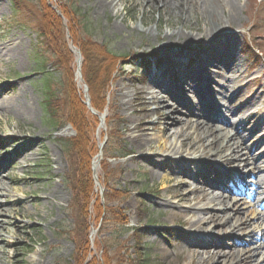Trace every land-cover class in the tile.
<instances>
[{"label": "rangeland", "instance_id": "1", "mask_svg": "<svg viewBox=\"0 0 264 264\" xmlns=\"http://www.w3.org/2000/svg\"><path fill=\"white\" fill-rule=\"evenodd\" d=\"M70 1L73 0H0V51L18 50L15 57L0 54V101L24 94L34 109L32 120L15 114L0 115V220L6 221L0 231V264H78L76 260L87 264L91 258L101 264L104 257L111 264H131L138 257L142 264H189L190 251L229 250L225 245L221 249L192 245L185 236L193 233L199 240L207 239L206 234L211 233L224 242L245 241L248 234L258 236L251 243L240 242L237 248L255 251L251 264H262L264 250L255 248L264 237V193L254 199L248 197L255 194L254 184L259 181L251 177L252 167L243 163L247 151L241 155L243 176L238 173L237 177L248 191L229 195L237 199L234 206H240V213L215 210L230 224L235 223L236 217L248 223L245 233L236 231L231 235L232 228L217 224L213 229L210 223L202 224L197 231L191 229L193 221L200 219L205 223L204 220L209 221L205 214L215 213L208 210L194 218L182 213L201 208L205 204L201 201L178 204L174 211L178 216L168 217L172 210L162 201H175L168 198L163 186L172 187L183 180L189 189L198 186L191 158L199 154L193 155L180 145L191 133L179 130L176 120L178 117L180 121H193L195 117L180 109L175 111L177 107L167 96L163 98L165 109L157 113L151 101L161 95L149 79L153 78L151 65L158 57H172L175 61L174 57L202 52L208 47L205 43L213 42L217 35L226 37L230 44L228 61L237 72L209 64L208 73L212 74L211 81L224 86L238 105L244 99L242 106L252 102L256 108L258 114H247L252 116L245 127L252 124L254 117L259 124L253 127L252 134H243L248 148L256 144L257 138L260 140L254 152L264 167V0L208 1L206 6H211L209 11L212 9L217 21L218 32L214 35L209 34V26L215 21L211 22L208 9L199 0H109L111 4L105 9L95 0H74L76 8L84 11L91 23L89 34L75 26ZM230 3L236 16L225 21ZM65 50L71 54L73 81L80 100L90 103L82 75V51L86 50L105 101L102 112L92 109L96 116L88 112L96 117L97 125L90 137L92 200L85 220L81 217L82 203L75 199L73 189L77 188L78 179H86L87 167L85 159H81L86 153L85 146H72L71 140L80 136L67 119L70 111L76 113L77 101L68 97L70 77L58 65ZM78 59L81 76L76 74ZM37 62L45 73L34 70ZM186 69L184 65L182 70ZM174 73L176 69L166 76L171 84V79H178ZM138 89L144 91L140 100ZM53 92L57 118L51 122L45 115L43 100ZM177 96L192 104L198 100L185 91ZM219 107L224 116L239 121L236 116L243 107L234 116L227 107ZM160 125L175 135L166 140L159 138ZM110 133L113 136L108 146ZM120 147L128 155L109 158ZM98 154L101 158L94 171L92 162ZM177 160L184 161L178 171L153 167L154 161L169 164ZM221 166L228 171L234 168ZM163 176L166 185L162 183ZM186 188L181 186L184 195ZM209 191L217 198L223 194L219 189ZM109 207L116 208L124 219L102 220V210ZM85 221L89 251L83 260V247L79 250L78 245L84 236ZM118 229L119 236L115 233ZM220 230L226 233L221 234L224 231Z\"/></svg>", "mask_w": 264, "mask_h": 264}, {"label": "bare ground", "instance_id": "2", "mask_svg": "<svg viewBox=\"0 0 264 264\" xmlns=\"http://www.w3.org/2000/svg\"><path fill=\"white\" fill-rule=\"evenodd\" d=\"M180 1L181 0H178V2ZM199 1H202L206 6L210 0ZM227 1L231 2L232 0ZM95 2L103 9L107 8L109 4H111L109 0H95ZM208 4H210V2ZM210 7V5L206 6L208 11ZM228 11L229 14L223 17V20L225 19V21L234 19L236 16L235 7L232 5V3H230V9ZM212 14L213 13L211 9L208 16L211 22H215L209 26V34L214 35L218 31L215 30V23H217V21L214 20L215 18ZM213 39V42L208 41L205 43V45L208 47L204 48L202 52L199 50V52L195 51L192 54L174 57L175 61L172 57L165 58V60H162V57H158V59L151 65L152 71L150 76L153 75V78L149 79V84L155 86L159 92V95H161L159 98L152 99L151 103L156 105V112L158 113L165 109L166 104H164L165 102L163 98L167 96L174 103L173 106L177 107L175 111L180 109L183 114H188L192 118L195 117V120L193 121H180L181 119L178 117H176V120L180 124L178 128L179 130L184 132L190 131V133L194 136L192 139H190L189 136L191 134H188L186 139L181 140L180 145L182 147H186L193 155L199 154L198 157L192 156L191 158V162H193V165L196 169V174H193V176L198 186L195 185L189 189V184L184 180L175 183L172 187L163 186V188L166 190L165 193L168 195V198L172 201L174 200L175 202H170L167 200L165 202L162 201V203L167 208L172 210L169 212L168 216L172 217L173 215L178 216V213L174 212L178 210V204H183L190 201L204 202L205 204L199 209H195L194 211H182L184 215H189L193 218L201 213L207 212L208 210L215 212L213 214H205L207 216V220H209H204L205 223H202L200 219L193 221L190 224L191 229L197 231L202 229V224L210 223L213 225V229L217 226V224H219L220 228L225 226L232 228V231L229 233L231 235H234L236 231H239L241 234H243L246 231L248 223L242 222L240 218L236 217L237 219L235 220V223L230 224L228 221H223L222 215H218L217 212L230 209L233 214L238 215L240 213V206H234V202L237 199L232 198L229 195L248 191L247 185L243 184V182L237 177L238 173V176H240V174L241 176L243 175L241 166L243 159L241 158V155L243 154V150L247 151L244 153L245 160L243 163L252 167L251 177H255L257 181H259V184H254L255 194H253L250 189L252 193L249 194V198L254 199L256 198L257 194L259 195V193H264V167L261 166L260 159L251 153V151L246 146L245 137L243 134V132H246L248 135H250L253 132V127L258 126L259 121L256 120V117H254L255 119H253L252 124L247 126L248 128L245 127V123L248 121L250 123L251 121V117L249 118V116H252L254 113H258L255 111L256 108H254L252 102L250 105L246 104L242 106L241 103L243 102V99L238 105L232 99V96L228 93V91H226L224 86H220L218 83L211 81L212 74L208 73L209 70L207 69L208 67L211 68V66H208L209 64L214 65L212 67L215 68H229L230 70L237 72L236 66H230L228 61L229 59L227 54L230 52V44L228 43L229 40L227 41L226 37L223 39L218 35ZM17 53V48H6L5 50L2 49L0 51V54L7 55L9 57H15ZM184 65L188 70H182ZM174 69H176L174 77H178V79H171V84L169 78L166 79V76L167 73L171 75ZM222 77L224 78L225 76ZM20 91H23V89L21 88ZM184 91L187 94L194 95L198 99L197 103L192 104L184 102L179 96H177L178 92ZM136 92L139 96L138 100L142 99L144 91H142V89H138ZM162 93L164 94V97L162 96ZM220 104L224 107H227L226 109L229 113L233 114L232 116L238 112V108L240 109L243 107L236 116L239 121L235 122L234 120L224 116L219 107ZM251 112L252 114L247 115ZM10 114H15L27 120H32L34 118V109H32L29 102L24 97V94H22L16 98H8L7 100L5 99L0 101V115L7 116ZM102 120H104V117ZM169 121L171 122L172 120L169 119ZM8 122L9 120H7V123ZM100 123L102 125V121ZM158 133L160 134L159 138H165V140L166 138L170 139L173 137V135H175L168 130V127H164L162 125H160ZM255 141L258 144L259 139L257 138ZM149 142L150 139H148V145ZM209 154H212L214 158H210ZM100 158L101 155L98 154L92 162L94 171L96 170L97 163ZM221 164L225 166L227 165V167L228 165H231V167L234 168L228 171L225 169V167L221 166ZM159 165L163 166L169 171H178L179 169L181 170V166L184 165V161H171L169 164L166 162H153V167H157ZM165 181L166 178L163 176V185H166ZM1 186L2 181L0 179V187ZM181 186L187 187L186 189H188L185 195L182 194ZM203 187H207L209 190L219 189V191H221L223 194L218 198L213 197L212 191L206 190ZM189 194H192L193 197L189 198ZM3 224H6L5 219L0 220V231L3 229ZM220 231H224L221 232V234L226 233V230ZM193 234L185 236L187 238L186 240L191 242L192 245L199 247L209 246L216 249H221L225 245V248H228L229 250L213 249L211 251H190L189 264H251L253 257L256 254L255 251H249V248H237V244L240 242H245L246 244L251 243L253 240H258V236L249 237L248 234L246 235L247 239L245 241L231 239L224 242L222 241V238H216L217 236L213 234L210 235L211 233L206 234V236H208L207 239L202 238L201 240H199V238ZM259 240L261 242L255 249L257 250L261 248L264 250V237L260 238ZM262 264H264V261Z\"/></svg>", "mask_w": 264, "mask_h": 264}, {"label": "trees", "instance_id": "3", "mask_svg": "<svg viewBox=\"0 0 264 264\" xmlns=\"http://www.w3.org/2000/svg\"><path fill=\"white\" fill-rule=\"evenodd\" d=\"M67 4L69 7V3H67ZM70 5H71L70 11L72 12L73 18H74L75 23H76L75 26L76 27L78 26V29L83 30L85 34H89L91 31V25H90L91 23H89V20L87 18L86 13L84 11H82L81 9L76 8L77 7V1H74V0L70 1ZM87 53L88 52L86 50L82 51V75H83V79H84V82L87 85L88 90H89L91 108L96 112H102V110L105 107L104 96L101 93V91H102L100 89L101 86L96 85V83H97L96 72L92 69V67L90 68V66H89L90 57L86 56ZM70 55L71 54L67 50H65L63 60H60V63L58 65H59L60 69H64L65 70L64 73L70 77L69 85H68V88L66 89V93H67L68 97L69 98L71 97V99H75L77 101L76 113L74 114L73 111H70L69 115H67V119H69L70 124H72V126L75 128V130L78 132V134L80 136L78 138H74L73 140H71L73 143L72 146H74V148H76V149H78L80 146L81 147L85 146V148H86V149L85 148L83 149L84 153H86V154L85 155L83 154L81 156L82 160L85 159V165L87 167L86 179H85V181L81 180V182L78 179L77 180L78 183L75 182V186L77 188L73 189L74 191H76V194H77V195H75V199L81 201V203H82L81 217L83 218V220H85V218H87V216H88V208L91 206V200H92L91 172H90L89 165H88L89 160L91 158L90 151L93 147V142H92L90 137H91L96 125H97V121H95L96 117L90 116V114L88 113L89 110L86 108V106L80 100V97L76 93V89H75V85H74V81H73L72 59H71ZM34 70L38 71V72L40 70L41 73L44 72L42 70V64H39V62L35 63ZM49 80H50V78H48L47 82H49ZM46 86L47 85H45V88H46ZM53 97L55 98L54 92L50 93L49 96L46 95V98L43 100L45 115H46L47 119L50 120L51 122L53 121L54 118L55 119L57 118L56 117L57 108L53 107V104H52ZM55 100H57V99L55 98ZM112 136H113V133H110L108 141L106 142V144L108 146L111 144L109 141H112L111 140ZM114 152L116 153V155L109 157V158L126 157L128 155L126 152L124 153V149L121 147L114 150ZM111 200H114V198L112 197ZM99 210H100V206H99ZM98 213L101 214L100 211H98ZM103 213H104V216H103ZM102 216H103L102 220L107 219L108 217L111 220H113V218H115L117 220L124 219V216L121 215V213H119L118 210H116V208H112V207H109L104 211L102 210ZM123 223H125V222H123ZM117 227H119L121 229L120 225H117ZM120 229L116 230V232H115L117 236H119V234H120V233H118L120 231ZM83 231H84V236H83V239L81 240V242L78 246H79V250L83 247V257L82 258L84 260L86 258L87 250L89 251V244L86 240V235H85L86 232L88 231V226L86 224V221H85ZM123 231H125V230L123 229ZM76 263L82 264V261L76 260ZM130 263L131 264H142L143 262L141 261V258L138 257V258H135L134 260H131ZM87 264H100V262H99V260H94L91 258V260ZM101 264H111V262L107 258L104 257L103 260L101 261Z\"/></svg>", "mask_w": 264, "mask_h": 264}, {"label": "water", "instance_id": "4", "mask_svg": "<svg viewBox=\"0 0 264 264\" xmlns=\"http://www.w3.org/2000/svg\"><path fill=\"white\" fill-rule=\"evenodd\" d=\"M86 106L89 108V104H88V103H86ZM101 119H102V118H101ZM101 119H100V120H101Z\"/></svg>", "mask_w": 264, "mask_h": 264}]
</instances>
